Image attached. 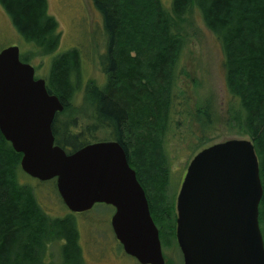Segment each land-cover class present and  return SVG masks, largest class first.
I'll return each instance as SVG.
<instances>
[{
	"label": "trees",
	"instance_id": "obj_1",
	"mask_svg": "<svg viewBox=\"0 0 264 264\" xmlns=\"http://www.w3.org/2000/svg\"><path fill=\"white\" fill-rule=\"evenodd\" d=\"M149 1L148 11H152L154 18L145 19L155 25L157 18L158 25L162 26L160 38L164 46L160 51L153 49L155 44L149 41L151 36L145 37L144 26L143 34H134L136 38L140 36V40L137 39L139 46L127 40L126 33L136 32L137 27L132 17L125 15L123 19L119 13L124 4L132 8V0H92L101 14L103 32L108 35L104 52L98 56L107 80L102 87L94 85L90 88L95 124L82 128L76 120L61 122L59 112L52 122L55 144L69 153L100 141L93 138L97 125L106 129L108 139L117 140L126 151L128 163L145 191L161 244L165 246L175 239L173 202L166 198L159 210L156 200H148L149 189L139 180L140 166L134 165L129 156L124 128L134 119L133 114L143 112L151 129L159 126L163 133L168 127L170 91L163 98L164 102H160L154 100L155 91L151 88L155 83L165 82L166 69L173 62L175 49L178 52L182 43L181 37L173 32V18L195 5L222 48L227 86L237 100L235 119L240 116L241 132L250 136L257 155L263 189L258 205V224L264 243V0H172L170 11L159 0ZM0 5L19 34L39 48L40 55L55 51L60 32L56 19L48 12L47 0H0ZM119 35L123 38L121 43ZM137 47L151 54L148 73L142 69L139 59L129 56L128 49ZM80 62L78 49L68 50L52 59L50 73L54 92L47 89L59 97L64 109L68 105L66 100L77 88L73 77L79 74ZM20 159L21 153L16 152L0 132V264H50L45 261L47 246L60 241H63L60 261L52 264H83L74 218L71 215L49 217L41 209L31 191L17 179ZM167 178L168 170H165L164 177L154 181L165 185Z\"/></svg>",
	"mask_w": 264,
	"mask_h": 264
},
{
	"label": "rangeland",
	"instance_id": "obj_2",
	"mask_svg": "<svg viewBox=\"0 0 264 264\" xmlns=\"http://www.w3.org/2000/svg\"><path fill=\"white\" fill-rule=\"evenodd\" d=\"M159 1L170 11L172 0ZM132 2V8L125 7L124 4V9L119 13L123 19L125 15L132 17L131 20L137 27L136 32L130 30L126 33L127 40L134 41L136 46H139L137 39L140 40V36L136 38L134 34H143L144 26L145 37L151 36L149 41L155 44L153 49L162 50V26L158 25L157 18L155 25L149 23L154 18L152 11H148L150 1ZM47 4L48 12L56 19L60 32L58 46L52 54L40 55L39 48L26 41L15 29L1 5L0 50L11 45L17 46L20 59L33 66L35 77L43 78L47 87L54 92L50 73L52 59L68 50L78 49L80 70L78 76L73 77L77 88L66 100L68 105L59 113L58 119L61 122L76 120L82 128L93 126L95 122L90 88L94 85L102 87L107 80L98 63V56L104 52L108 40V35L103 32L101 14L92 0H47ZM147 17L149 21L145 19ZM173 21V32L181 37L182 43L178 52L176 49L174 51L171 67L166 69L168 74L165 82L155 83L151 88L155 91L154 100L160 102H164L163 98L170 91L172 102L169 125L162 133L159 126L157 129L150 128L144 112L133 114L134 119L128 122L126 129L124 128V142L133 164L141 168L139 180L149 189L148 200H156L159 210L166 198L172 201L176 226V198L193 156L213 143L230 138L250 139V136L241 132L240 116L235 119L237 100L227 86L223 51L218 39L206 26L200 10L191 5L187 11L175 16ZM118 39L120 43L123 40L120 35ZM128 51L129 56L141 61L142 69L148 73L150 52L139 47L129 48ZM93 138L108 139L107 130L97 125ZM165 170H168L169 175L166 184L155 182L159 177H164ZM17 179L26 190L31 191L49 217L63 218L71 215L74 218L83 264H140L123 251L114 235L110 225L113 206L96 203L85 212L72 213L58 194L55 179L42 181L22 170L18 171ZM175 239L165 246L161 244L167 264H183L182 254ZM62 242L47 246L46 263L60 261Z\"/></svg>",
	"mask_w": 264,
	"mask_h": 264
},
{
	"label": "water",
	"instance_id": "obj_3",
	"mask_svg": "<svg viewBox=\"0 0 264 264\" xmlns=\"http://www.w3.org/2000/svg\"><path fill=\"white\" fill-rule=\"evenodd\" d=\"M34 73L17 46L0 50V132L21 153V170L42 181L55 179L72 213L96 203L113 206L110 225L123 251L140 264H167L145 191L121 143L96 141L69 153L55 144L52 122L64 104ZM262 193L250 139L230 138L198 151L176 198L183 264H264Z\"/></svg>",
	"mask_w": 264,
	"mask_h": 264
},
{
	"label": "flooded vegetation",
	"instance_id": "obj_4",
	"mask_svg": "<svg viewBox=\"0 0 264 264\" xmlns=\"http://www.w3.org/2000/svg\"><path fill=\"white\" fill-rule=\"evenodd\" d=\"M36 78V77H35ZM106 140H114V139H106ZM100 141H105V140H100Z\"/></svg>",
	"mask_w": 264,
	"mask_h": 264
}]
</instances>
